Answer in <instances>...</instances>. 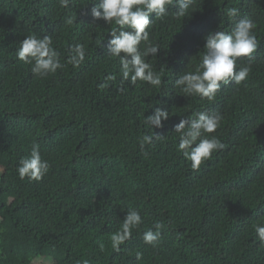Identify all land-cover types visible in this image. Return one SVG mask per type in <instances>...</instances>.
Wrapping results in <instances>:
<instances>
[{"label":"trees","instance_id":"1","mask_svg":"<svg viewBox=\"0 0 264 264\" xmlns=\"http://www.w3.org/2000/svg\"><path fill=\"white\" fill-rule=\"evenodd\" d=\"M90 2L64 9L57 0H0V264H138L137 252L139 264H264L253 227L264 224V0H196L190 16L157 20L151 39L161 50L147 59L164 70L160 89L121 85L119 62L107 54L110 25L93 20ZM229 7L256 22L252 71L213 102L184 97L172 82L194 68L210 31H230ZM70 13L72 26L65 24ZM30 32L52 35L62 63L71 45L84 44L85 62L34 76L16 58ZM109 74L116 79L97 87ZM157 106L170 118L153 129L162 138L145 156L137 137L152 131L144 115ZM197 111L223 114L216 134L226 148L194 171L173 129ZM33 141L52 165L40 182L16 173ZM132 208L143 224L114 252L109 235ZM156 221L165 229L153 248L141 234Z\"/></svg>","mask_w":264,"mask_h":264},{"label":"clouds","instance_id":"2","mask_svg":"<svg viewBox=\"0 0 264 264\" xmlns=\"http://www.w3.org/2000/svg\"><path fill=\"white\" fill-rule=\"evenodd\" d=\"M57 2L61 8L68 9L73 0ZM195 2L196 0H91L93 6L90 14L93 20H103L105 24L110 25L107 54L119 62L121 85L124 82L135 85L137 81L154 89H160L164 85L163 68L156 71L147 59L157 57L161 50L159 43L151 39V28L157 20L163 21L166 17L180 20L190 16ZM173 7L177 10L171 11ZM224 15L232 21L230 31H210L204 37L203 50L199 52V59L194 62V68L182 71L172 82L173 87L184 97H199L213 102L223 86L242 84L252 71L255 60L253 53L257 52L260 45L255 33L256 22L251 16H242L237 7L227 8ZM76 20L77 16L70 13L65 24L72 26ZM98 43L101 44L102 41ZM85 57L86 46L78 42L70 46L67 59L62 63L61 54L54 46L53 36H41L35 32H30L20 40L16 50V58L30 65L31 73L40 78L54 75L66 65L79 68L85 62ZM242 57H246L247 62L238 64L239 58ZM115 79V75L109 74L105 77V82L97 87H108V82ZM118 91L123 92L124 88L120 87ZM169 118V110L164 106L154 107L151 115H144V124L152 131L138 136L137 143L145 156L148 155L146 146H154L155 142L162 138L153 129L162 128V122ZM223 119V114L219 111H197L174 125L173 131L178 134L177 148L185 160L190 162L192 170L198 171L202 164L212 159L214 153L226 148L225 143L216 134ZM51 167L49 160L42 156L40 144L33 141L29 153L20 157L16 173L20 180L40 182ZM142 224L143 218L139 210L132 208L126 211L119 227L109 235L111 249L120 252L121 246L132 239L134 230L139 229ZM253 227L260 245L264 246V224L257 222ZM164 229L163 222H154L151 228L142 232L143 243L153 248L158 247ZM105 247L103 242L99 243L101 252ZM142 257L143 253H136L138 264ZM76 264H90V261L80 259Z\"/></svg>","mask_w":264,"mask_h":264}]
</instances>
